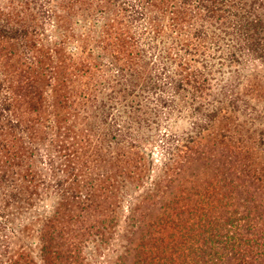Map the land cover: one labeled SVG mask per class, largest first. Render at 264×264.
Returning <instances> with one entry per match:
<instances>
[{"label": "trees", "instance_id": "trees-1", "mask_svg": "<svg viewBox=\"0 0 264 264\" xmlns=\"http://www.w3.org/2000/svg\"><path fill=\"white\" fill-rule=\"evenodd\" d=\"M105 1L117 6L127 25L136 27L133 32L119 31L116 37L141 44L143 55L154 56L161 65L163 81L156 88L164 91L168 87L173 94H183V98L191 99L190 104L204 99L206 111L191 122V131L173 146L167 145L169 155L154 170L149 185L144 183L149 163L144 153L132 149L136 145H128L124 139L101 147L104 137L100 136L96 139L99 150L108 154L104 159L107 169L87 176L72 166L68 177L53 179L55 155L45 148L46 164L50 165L45 168L38 162L40 158L36 161L35 140L45 128L49 144L64 149L73 144H65L68 140L61 134L59 114L40 129L22 126L10 110L9 97L4 96L0 106V134L5 136L0 139V190L4 193L10 189L15 207L28 213L29 223L36 225L41 251L59 255L65 261L60 264H70L69 259L75 255L81 259L79 264H92L82 256L83 235L87 236L85 240L91 239L95 249L105 247L118 223L119 203L124 196L121 190L129 195V190L139 187L126 205L118 234L126 245L114 264H127L129 257L130 264H264V178L242 155L240 146L232 150L221 146L225 140L208 143L219 119L238 120L236 112L240 109L235 110L233 104L239 100V89L250 84L247 75H239L234 85L237 76L231 70L226 74L225 69L244 58L264 64V0ZM5 21L0 35L9 40L33 34L29 26L16 28ZM113 21L115 18H104L100 25L85 21L84 26L89 27L74 33L76 45L66 47L61 40L54 51L68 61L89 56L92 50L86 52L84 42L90 32L98 31L99 37L107 34ZM39 63L38 59L36 66ZM2 84L0 81V88ZM225 85L230 92L223 91L220 96ZM27 90L31 94L29 103L32 98L40 99L30 82ZM58 100L63 109L70 106L67 92ZM157 100L159 107L164 106L162 95ZM170 105L185 111L179 101ZM112 132L121 137L131 131L113 128ZM194 164L201 165L200 173L189 171ZM51 194L52 206L36 210Z\"/></svg>", "mask_w": 264, "mask_h": 264}, {"label": "rangeland", "instance_id": "rangeland-1", "mask_svg": "<svg viewBox=\"0 0 264 264\" xmlns=\"http://www.w3.org/2000/svg\"><path fill=\"white\" fill-rule=\"evenodd\" d=\"M104 1L96 3L95 0H0V28L7 19L16 28H21L24 24L29 26V30H33L32 35L25 39L18 38L17 41L0 35V81L3 83L0 88V106L3 97H9L10 110L15 118L21 120L22 126L31 125L39 129L43 128L50 118L53 120L54 116L59 114L57 118L62 129L61 134H66L65 138L68 140L65 144H73L66 149L61 145L55 146L56 143L49 144V133L45 135V128L37 133L35 140V157L36 161L40 158L38 162L41 165L45 168L50 166L45 160L46 147L55 155L53 179L68 177L72 166L87 176L107 169L108 165L104 159L108 158V154L99 150V142L96 139L100 136L104 137L101 141V147L104 148L121 139L128 145H136L132 149H139L149 161L144 174V183L149 185L154 170L158 169L169 155L167 145L173 146L177 139L191 131V122L201 112L206 111L203 106L206 101L201 99L190 104L191 99L183 98V94H173L168 87L164 91L156 88L157 83L163 81L161 65L154 56L149 58L143 55L141 44H129L116 37L119 31L133 32L136 27L131 25L132 23L127 25L125 17L118 12L116 5ZM104 18H115V21L107 28V34L101 33L99 37L98 31L90 32L84 42L86 52L92 50L89 56L68 61L59 51H54L57 50L54 46L61 40L65 41L66 47L76 45L74 33L78 29L86 30L89 27L84 26L85 21L100 25ZM83 26L84 28H81ZM31 43L34 46H31ZM38 59L40 63L36 66ZM29 65L33 67L30 68ZM86 68L89 69L87 73L84 72ZM118 69L119 73L116 72ZM228 70L237 76L235 79L233 77L234 85L239 81V75H247L250 84L239 89V100L233 104L235 110L237 107L240 109L236 112L238 120L219 119L214 127L215 135L209 137L208 143L225 140L221 146L226 145L232 150L240 146L242 155H246L248 161L264 178V64L261 65L260 61L255 59L244 58L241 63L226 68V74ZM27 82L39 92L38 101L32 98L29 100L32 102H28L31 94H28ZM84 88L87 89L85 98ZM223 91L230 92V87L225 85L220 89V96ZM64 92H67L71 102L65 109L58 104V96ZM159 95L164 99L162 107H159L160 102L157 100ZM209 100L212 101V97H209ZM173 101H179L181 109L185 111L179 112L178 107L174 110L170 105ZM168 110L173 111L166 113ZM200 116L202 117V114ZM113 128L123 129L124 132L128 130L131 134L127 132L119 137L112 132ZM72 136L75 138L72 139ZM4 137L0 134V139ZM165 138L167 141H164ZM215 153L219 155L218 151ZM200 169V164H194L189 171L200 173ZM140 189L141 187L129 190V195L125 194V189L121 190L124 196L119 203L118 223L113 227L105 247L95 249L91 239L85 240L87 236L83 235L82 256L89 262L114 264L126 245L125 239L118 234L121 233L123 219L127 213V202ZM53 195L45 196L35 209L42 211L50 208ZM95 215L97 218L100 214ZM28 216V213L15 207L9 188L4 193L0 190V264L65 262L59 255L41 251L42 242L36 233V225L29 223ZM130 252L132 256V251ZM80 261L78 255L69 259L70 264H79ZM131 262L129 257L126 263Z\"/></svg>", "mask_w": 264, "mask_h": 264}]
</instances>
